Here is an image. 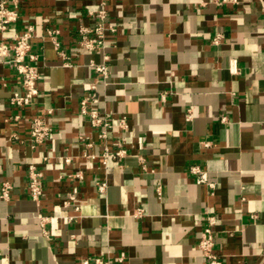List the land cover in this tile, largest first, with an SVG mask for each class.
Listing matches in <instances>:
<instances>
[{"label": "crops", "instance_id": "crops-1", "mask_svg": "<svg viewBox=\"0 0 264 264\" xmlns=\"http://www.w3.org/2000/svg\"><path fill=\"white\" fill-rule=\"evenodd\" d=\"M18 3L19 18L5 36L33 27L39 95L25 108L11 107L20 81L0 62V185L12 187L9 200L0 199V264H80L120 253L124 260L112 264H204L195 245L207 214L216 217L223 264H264V0H106L107 24L116 30L92 53L77 46V27L91 22L86 12L96 0ZM51 28L66 59L46 36ZM104 54L109 80L97 84V107L127 121L105 141L79 105L95 79L90 62ZM231 60L238 74L229 72ZM33 116L51 127L34 148ZM117 138L125 156L83 167L85 151L113 152ZM29 165L42 172L39 203L28 195ZM193 165L206 172L213 193L195 183ZM78 170L80 181L71 176ZM103 180L106 190L98 193ZM73 191L77 212L62 205ZM137 209L142 216H134Z\"/></svg>", "mask_w": 264, "mask_h": 264}, {"label": "built area", "instance_id": "built-area-1", "mask_svg": "<svg viewBox=\"0 0 264 264\" xmlns=\"http://www.w3.org/2000/svg\"><path fill=\"white\" fill-rule=\"evenodd\" d=\"M217 1V0H212ZM226 2L227 0H220ZM97 8L88 10L86 13L91 18V22L88 25L79 23L77 27L78 39L77 46L92 53L95 50L102 49L105 43V37L107 32H115L116 26L107 24L108 11L106 6V0H96ZM18 0H0V62H5L11 65L16 75L19 77L20 89L11 91L8 97V104L16 109H22L29 106L33 100L39 95L38 80L40 77V68L38 65L39 55L35 54L31 50V39L33 38V27L28 26L26 29L17 32L13 36L7 38L5 31L7 28L14 24L18 18ZM59 31L55 28L47 29L46 36L51 41L54 50L57 55L62 59H66L64 50L60 48V42L58 41ZM221 35H216L212 39L213 44H218L221 40ZM108 56L103 55L100 63L90 62V66L95 73V79L88 85V91L86 95L80 100V114L87 118L90 127L97 132V137L100 140H106L108 133L116 127L118 131H125L127 129V121L125 117H114L109 113L98 109L97 104L99 98L97 95V84L102 82L106 84L109 80L108 73ZM228 70L231 74H238L239 69L235 60L229 62ZM50 113V110H47ZM19 115L13 117L14 120H18ZM191 118L190 111L186 116L187 121ZM220 121L226 123V117L220 118ZM51 134V127L45 122V120L39 116H33L29 122L28 140L32 148L39 144L44 143ZM9 139H18L15 133L9 134ZM84 147L86 150L92 147L90 141H84ZM125 143L123 139L117 138L115 141L116 150L111 152L108 148H104L101 155H95L85 151L83 154L84 162L83 167L85 169H91L93 167V161L97 158L101 160L102 165L106 164L107 159H119L126 155ZM207 146V143H204ZM66 164L70 163L69 157L64 158ZM188 172L193 176L195 183L199 185H205L210 193L215 190L214 184L209 182L207 174L197 165L190 166ZM28 176V195L32 201L39 203L43 194L42 184V172L34 165H29L27 168ZM76 180L83 179L82 170H78L71 175ZM106 181L96 182V191L98 193H104L106 190ZM11 184L4 181L0 185V199L8 201L10 197ZM63 207H71L74 211H79L81 201L76 196V192L66 193L62 197ZM142 209H137L134 213L135 217L142 216ZM74 217L66 216L68 222L73 221ZM45 218H41L40 225L43 229ZM216 225V217L210 214L205 215L195 249L199 252L203 259L204 264H223L222 257L215 251L214 242V228ZM124 260V254L120 253L112 260L103 259L101 257H88L81 260L80 264H112L121 263Z\"/></svg>", "mask_w": 264, "mask_h": 264}]
</instances>
